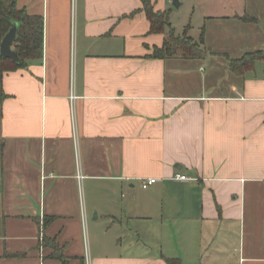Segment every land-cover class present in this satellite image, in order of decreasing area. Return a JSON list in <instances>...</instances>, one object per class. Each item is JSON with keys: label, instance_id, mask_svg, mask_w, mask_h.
Wrapping results in <instances>:
<instances>
[{"label": "crops", "instance_id": "obj_1", "mask_svg": "<svg viewBox=\"0 0 264 264\" xmlns=\"http://www.w3.org/2000/svg\"><path fill=\"white\" fill-rule=\"evenodd\" d=\"M178 2L242 32L215 81L207 56L149 58L168 30L140 0H16L42 57L1 77L0 264H61L43 238L67 264H264V65L238 85L224 58L264 48V0Z\"/></svg>", "mask_w": 264, "mask_h": 264}, {"label": "trees", "instance_id": "obj_2", "mask_svg": "<svg viewBox=\"0 0 264 264\" xmlns=\"http://www.w3.org/2000/svg\"><path fill=\"white\" fill-rule=\"evenodd\" d=\"M140 1L150 24L149 33L163 34L170 27L169 12L154 11L151 0ZM240 20L243 22L250 21H246L244 17ZM251 23H253V19H251ZM13 24L17 25V33L16 40L12 44V49L17 53L19 63H13L8 59L0 57L1 77L6 72L22 69L26 66L27 62L38 61L42 57V18L30 16L24 10L18 9L16 0H0V41ZM203 37L204 33L201 34L200 45L203 44ZM171 57L201 61L204 59V53L198 44L186 36V33L182 37H176L172 31V33L168 34L163 46L159 49H154L149 58L167 59ZM225 59L228 61V69L233 78L243 81L245 74L254 71L257 63L264 65V48L245 53L237 59H228L227 57ZM5 98L6 96L0 90V102ZM3 148L4 143L0 140V176ZM50 220L44 219L43 226L45 227ZM43 243L45 247L48 246L52 250L49 256L51 259L57 260L61 264H67L62 250L55 245L53 240L43 238ZM164 261L166 264H180L178 259H164ZM81 264H84V262L82 261Z\"/></svg>", "mask_w": 264, "mask_h": 264}, {"label": "rangeland", "instance_id": "obj_3", "mask_svg": "<svg viewBox=\"0 0 264 264\" xmlns=\"http://www.w3.org/2000/svg\"><path fill=\"white\" fill-rule=\"evenodd\" d=\"M256 2L257 0H251V5L255 6ZM173 11H174L173 15L172 14L170 15L169 13V18H170L169 24L171 23L172 29H174L173 34L176 37H182L186 33V36L190 38L194 43L198 44L199 47L201 48L200 37H201V34L204 33V31H206L207 29V32L205 33V37H208L209 41L211 39H219L218 41L222 42V45L221 43L217 42L215 43L213 47H211L209 45V42H207L206 40L204 42L203 40V43H205L206 45L208 44V45L207 46L205 45L206 48H201V50L204 53V58L207 56L206 57L208 61L207 64L209 65V68L212 71L211 81L217 80V78H220L221 75L223 76L224 71H225L224 69L225 60L221 58L222 54L221 52H218V50L220 51L224 50L228 54H230V52H234L235 51L234 49L238 48L235 37L239 36V34H242V32L239 31V26L237 24L220 23V22H211L210 24H207L204 26L203 23L201 22L200 16L197 15L196 13H193L190 9H188L187 11L185 8L179 9V10L173 9ZM244 18H246V21L250 20L249 22H244L246 24H250L251 19H253V24L254 22H256V20L250 16H246ZM167 30H168V34L172 33V30L170 29V27L167 28ZM209 30H211V32ZM245 35L246 34L244 33L243 37ZM211 43L212 41L210 42V44ZM261 49L263 48H259L257 50H261ZM225 57H227V55ZM207 64L204 62L203 66L208 71ZM228 79H230V77ZM0 80H1V73H0ZM232 81L235 84L237 83L238 85H241V82H242L240 79H236V80L233 79ZM41 246H43V244Z\"/></svg>", "mask_w": 264, "mask_h": 264}, {"label": "water", "instance_id": "obj_4", "mask_svg": "<svg viewBox=\"0 0 264 264\" xmlns=\"http://www.w3.org/2000/svg\"><path fill=\"white\" fill-rule=\"evenodd\" d=\"M172 6L175 9H178L180 7L178 0H173ZM16 33H17V25L13 24L0 41V57L2 59H8L13 63L18 64L19 59L17 53L12 49V44L16 40ZM96 219H97V213H94L92 220H96Z\"/></svg>", "mask_w": 264, "mask_h": 264}, {"label": "built area", "instance_id": "obj_5", "mask_svg": "<svg viewBox=\"0 0 264 264\" xmlns=\"http://www.w3.org/2000/svg\"><path fill=\"white\" fill-rule=\"evenodd\" d=\"M76 99H77V97L75 96L74 91L71 88V93H70V97H69V100L71 102V107H73ZM174 179L178 180V181L189 180L188 178H186L185 176H182V175H175ZM77 180H78V183L81 184V182L83 180V176L80 172L77 173ZM156 182H157V180L154 178L145 179V180L141 181V188L147 189L148 187L154 185ZM82 218H83V220L85 219V213H84L83 209H82Z\"/></svg>", "mask_w": 264, "mask_h": 264}]
</instances>
